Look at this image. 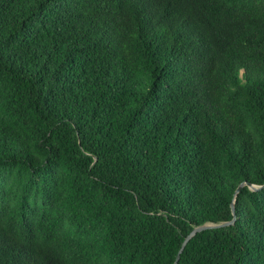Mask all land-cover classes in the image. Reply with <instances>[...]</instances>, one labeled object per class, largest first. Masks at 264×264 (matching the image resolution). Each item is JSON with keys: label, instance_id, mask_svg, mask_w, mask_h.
Here are the masks:
<instances>
[{"label": "trees", "instance_id": "trees-1", "mask_svg": "<svg viewBox=\"0 0 264 264\" xmlns=\"http://www.w3.org/2000/svg\"><path fill=\"white\" fill-rule=\"evenodd\" d=\"M263 185L264 0H0V264H264Z\"/></svg>", "mask_w": 264, "mask_h": 264}, {"label": "water", "instance_id": "water-1", "mask_svg": "<svg viewBox=\"0 0 264 264\" xmlns=\"http://www.w3.org/2000/svg\"><path fill=\"white\" fill-rule=\"evenodd\" d=\"M244 186H247L251 191H256L258 189H260L262 186H256V185H251V184H248V183H241L239 184V186L236 188L235 190V193H234V197L236 196V194H238V192L240 191V189ZM264 186V185H263ZM231 211H232V214L234 216V201L231 203ZM235 218L233 217V219L230 221V222H223V223H218V224H211V223H208V224H204V225H201V226H197V227H194L192 229V231L185 237L177 255H176V258H175V261L173 264H177L178 263V260L180 258V254L182 253L183 249L185 248V246L187 245V243L199 232L201 231H204V230H207V229H213V228H218V227H222V226H228L230 224H232L234 222Z\"/></svg>", "mask_w": 264, "mask_h": 264}, {"label": "rangeland", "instance_id": "rangeland-1", "mask_svg": "<svg viewBox=\"0 0 264 264\" xmlns=\"http://www.w3.org/2000/svg\"><path fill=\"white\" fill-rule=\"evenodd\" d=\"M88 240H89V241H92V240L90 239V237H89V236H88Z\"/></svg>", "mask_w": 264, "mask_h": 264}]
</instances>
